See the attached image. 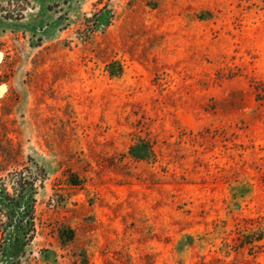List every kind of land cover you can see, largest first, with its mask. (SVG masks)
<instances>
[{
	"label": "rangeland",
	"instance_id": "374dc122",
	"mask_svg": "<svg viewBox=\"0 0 264 264\" xmlns=\"http://www.w3.org/2000/svg\"><path fill=\"white\" fill-rule=\"evenodd\" d=\"M20 1L0 264H264V0Z\"/></svg>",
	"mask_w": 264,
	"mask_h": 264
},
{
	"label": "trees",
	"instance_id": "16d2710c",
	"mask_svg": "<svg viewBox=\"0 0 264 264\" xmlns=\"http://www.w3.org/2000/svg\"><path fill=\"white\" fill-rule=\"evenodd\" d=\"M20 2H25V1H20V0H16V3H20ZM77 182V181H76ZM75 185H77V183H74ZM261 239V234H258V235H256L255 237H254V239H252V238H249V241H248V244H252L253 243V241H259ZM254 246L252 245V248H253ZM251 248V249H252Z\"/></svg>",
	"mask_w": 264,
	"mask_h": 264
}]
</instances>
